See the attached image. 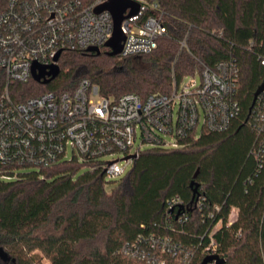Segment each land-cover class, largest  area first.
<instances>
[{"label": "trees", "instance_id": "16d2710c", "mask_svg": "<svg viewBox=\"0 0 264 264\" xmlns=\"http://www.w3.org/2000/svg\"><path fill=\"white\" fill-rule=\"evenodd\" d=\"M150 1L158 3L167 27L152 52L64 50L56 78L17 82L12 97L72 91L84 78L107 97H146L169 93L175 81L228 60L238 67L239 114L224 130L189 135L183 147L141 151L118 180L105 178L100 161L65 160L31 172L0 164V246L10 257L0 264H41L36 251L51 264H141L120 250L139 240L148 249L152 237H169L183 252L193 251L189 264L202 263L212 238L215 254L225 259L221 264H264V133L251 124L254 93L264 81V0ZM9 3L0 0V12ZM6 82L0 66V97ZM193 180L198 189L191 205ZM109 182L117 185L108 190ZM172 197L185 207L169 209ZM164 257L167 264L178 262Z\"/></svg>", "mask_w": 264, "mask_h": 264}, {"label": "built area", "instance_id": "2783aa9c", "mask_svg": "<svg viewBox=\"0 0 264 264\" xmlns=\"http://www.w3.org/2000/svg\"><path fill=\"white\" fill-rule=\"evenodd\" d=\"M106 1L83 4L81 0H10L8 7L0 12V66L7 78L0 97L1 165L40 169L65 160L100 161L105 178L115 180L126 170V166L120 165L122 157L139 154L145 145L149 148L185 146L189 135L199 136L197 127L202 115L203 129L216 131L226 129L239 114L240 103L234 86L238 67L228 60L175 81L169 93L142 97L127 92L107 97L84 78L72 91L50 90L25 101L15 100L10 92L12 85L33 77L34 63L59 64L56 56L59 52L61 56L64 50L105 46L113 35V15L109 10L97 12L96 7ZM132 1L140 8L122 23L125 38L120 54L123 56L152 52L158 46V39L167 33L157 2ZM129 11L130 8L126 14ZM261 62L264 64V57ZM197 74L201 76L200 83L195 79ZM187 77L191 78L185 84ZM257 98L251 124L264 133V91ZM139 130L142 141L133 151ZM69 147L74 151L72 157L68 156ZM118 153L123 156L102 160L104 156ZM16 175L2 177L11 179ZM167 207L174 210L185 205L182 198L172 197ZM185 219L186 216L181 217V221ZM148 245L144 249L139 240L125 245L120 252L141 264H167L165 255L177 259L176 264H189L193 256V251L183 252L180 244L169 237L162 242L152 237ZM209 249V254L216 253L214 238Z\"/></svg>", "mask_w": 264, "mask_h": 264}, {"label": "water", "instance_id": "95a60500", "mask_svg": "<svg viewBox=\"0 0 264 264\" xmlns=\"http://www.w3.org/2000/svg\"><path fill=\"white\" fill-rule=\"evenodd\" d=\"M130 8L128 14H126V10ZM140 5L132 0H107L104 4L96 7V11L100 12L102 10H109L113 15L114 20V31L111 38L106 42L105 46L109 48L107 54L111 56L119 55L122 51L123 40L125 38V34L122 31V23L125 18L133 16L138 13ZM90 52L101 53L102 49L97 46H91L87 49ZM60 52L56 56V60L59 59ZM61 68L58 63H54L49 66L40 65L38 63H34L32 67V76L36 81L42 83H48L52 79L56 78L60 74ZM264 91V81L257 87L254 93V101L253 105L257 99V97ZM252 105V106H253ZM252 106L250 110H252ZM138 154L133 153L122 157L120 160H130L135 159ZM191 186L193 187V198L189 204H194L197 200V189L198 183L194 180L191 182ZM8 253L5 251L3 247L0 246V260L8 261L9 259ZM225 261L224 258L220 257L218 254H208L204 257L201 264H209L210 262H215L216 264H221Z\"/></svg>", "mask_w": 264, "mask_h": 264}, {"label": "rangeland", "instance_id": "374dc122", "mask_svg": "<svg viewBox=\"0 0 264 264\" xmlns=\"http://www.w3.org/2000/svg\"><path fill=\"white\" fill-rule=\"evenodd\" d=\"M191 77H187L185 80H184V83L187 84L189 82ZM194 78V77H192ZM195 79L198 83L201 82V76L200 74H197L195 76ZM177 111H178V108L175 109V116L177 117ZM203 121H204V115H202L200 117V123L198 124V127H197V134L200 136V134L202 133V130H203ZM169 139H172L173 137L172 136H169L168 137ZM141 141H142V136H141V131L139 130L137 132V139H136V142H135V147L133 148V151H136L137 147L141 144ZM149 146L145 145L144 146V149H148ZM74 155V151L72 149V147H69L68 148V156L69 157H72ZM123 155L121 154H115L114 156H104L102 158V160L106 161V160H112V159H116L118 157H122ZM120 165L121 166H126V170H125V173L121 176H125L126 174H128V172L132 169V166H133V161H129V163L126 161V160H120ZM35 170H39L37 167H24L22 168V172H31V171H35ZM84 171V170H83ZM120 177V178H121ZM118 178V179H120ZM118 179H115V180H118ZM117 185V182H109L107 184V188L108 190H111L114 186ZM35 255V259H37L41 264H51V262L46 259L45 257H43V254L39 251H36L34 253Z\"/></svg>", "mask_w": 264, "mask_h": 264}, {"label": "crops", "instance_id": "0c3cea01", "mask_svg": "<svg viewBox=\"0 0 264 264\" xmlns=\"http://www.w3.org/2000/svg\"><path fill=\"white\" fill-rule=\"evenodd\" d=\"M236 214H237L236 213V210H234L233 213H232V215H231L232 219H234L236 217Z\"/></svg>", "mask_w": 264, "mask_h": 264}]
</instances>
